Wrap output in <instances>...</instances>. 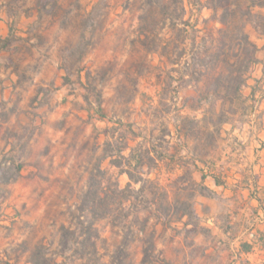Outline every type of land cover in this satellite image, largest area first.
Wrapping results in <instances>:
<instances>
[{"label":"rangeland","instance_id":"obj_1","mask_svg":"<svg viewBox=\"0 0 264 264\" xmlns=\"http://www.w3.org/2000/svg\"><path fill=\"white\" fill-rule=\"evenodd\" d=\"M141 6L138 0H0V37L8 38L7 44L0 43V264H47V257L58 264H81L78 234L62 245L61 228L75 230L93 221L79 209L104 153L105 129L119 121L137 133L173 129V110L160 106L157 97L159 59L152 38L147 47L142 43ZM193 22L199 28L221 27L207 9L194 12ZM246 32L258 47L262 44L252 24ZM258 57L264 61L262 52ZM259 75L260 68L254 69V79ZM249 91L244 90L246 96ZM194 97V89L186 88L179 102ZM183 114L201 117L188 109ZM236 120L224 126L205 158L217 174L228 177L229 188L216 187L208 178L205 185L215 195L180 192L184 185L175 181L182 171L166 155L179 147L166 137L156 145L164 161L147 172L173 199L189 198L198 218L177 221L141 210L124 228L107 219L95 221L100 235L95 264H159L143 262L149 240L156 256L169 264H264V152L256 153L260 144L254 125ZM195 147L189 140L187 149ZM182 156L192 163L187 150ZM12 164L22 165L18 177ZM102 168L126 187L127 175L110 169L109 161ZM190 169L201 183V173ZM244 177L251 178L250 186L236 189ZM179 207L174 203V211ZM244 244L252 245V251L245 252Z\"/></svg>","mask_w":264,"mask_h":264},{"label":"trees","instance_id":"obj_2","mask_svg":"<svg viewBox=\"0 0 264 264\" xmlns=\"http://www.w3.org/2000/svg\"><path fill=\"white\" fill-rule=\"evenodd\" d=\"M141 2V29L143 30V46H148L152 38L154 48L152 52L158 57L159 65L155 68L158 79V100L160 106H169L173 110L171 126L166 134H155V130L143 129L135 132L133 126L122 121L106 128L104 135V153L98 165L93 169L89 178L80 213H89L93 221L85 227L84 223L71 230L63 226L62 245L70 241L71 236L78 234L77 253L81 264H95L94 257L98 255L97 241L99 231L94 228V222L109 220L116 228H124L134 213L148 210L152 216L164 219L189 221L198 216L193 204L188 199H173L168 188L162 186L156 179L151 178L147 169L157 166L164 161V156L157 150V146L166 137L175 139L179 149L169 155L171 163L182 171L175 184L180 192L189 191L190 197L195 194H212L205 185L208 178H212L216 187L227 190L228 177L217 174L216 170L205 162L211 148L222 137V130L226 125H232L236 117L248 119L258 131L264 129V111L261 110L264 99L262 79H254L253 71L261 64L258 57L260 48L252 41L246 27L252 24L264 38V0H138ZM203 9L210 10L220 24V28L204 26L199 28L198 22H193L194 12ZM151 30H148V25ZM167 31V34L164 33ZM8 38H1L0 43L7 44ZM4 48H0L2 51ZM255 81V86L250 81ZM192 88L195 97L180 104L181 91ZM250 89L249 95L244 90ZM257 93L261 99L257 98ZM143 97H146L143 94ZM201 112V117H190L183 114L184 110ZM250 119V120H249ZM141 138L137 146L131 147L130 141ZM191 140L196 144L191 152L187 143ZM260 141V139H258ZM261 142V141H260ZM158 143V144H156ZM262 147L264 146L261 142ZM191 154L192 163L182 156V151ZM104 161H109V168L119 170V175H127L129 182L121 188L117 179L109 175V169L102 168ZM198 163L207 167L199 168ZM13 165L17 177L21 173L22 165ZM190 166L201 173V183H198L191 172ZM16 178L10 181H15ZM251 178L244 177L235 188L243 184L250 186ZM253 185L259 187V176L254 175ZM139 186V188H136ZM255 190V191H256ZM236 193V191H235ZM260 202L261 200L257 198ZM174 203L180 207L174 211ZM149 218L144 221L148 222ZM89 236H85V232ZM145 231V230H144ZM93 232V233H92ZM80 239H82L80 241ZM143 262L169 264L166 259L156 256L154 241L145 242ZM84 250L80 253V249ZM67 249V248H65ZM243 249L249 253L253 247L244 244ZM88 252H84V251ZM47 264H58L52 258H44ZM32 264H40L33 260ZM44 264V263H43Z\"/></svg>","mask_w":264,"mask_h":264},{"label":"crops","instance_id":"obj_3","mask_svg":"<svg viewBox=\"0 0 264 264\" xmlns=\"http://www.w3.org/2000/svg\"><path fill=\"white\" fill-rule=\"evenodd\" d=\"M261 12L264 14V8L261 9ZM261 41H262V44L259 45L260 51H259L258 54H260L261 52L264 54V38H263ZM259 59H260V58H259ZM260 61H261V64H259V65L255 68V70L258 69V68H260V75H259L256 79H262V82L260 83V85H261V87L264 88V61H262L261 59H260ZM250 92H251V90L249 91V94H250ZM249 94H248V95H249ZM263 104H264V99L262 100L261 110H262V106H263ZM258 139H260V141L263 142V144H264V129L261 130V131H258V138H257V140H258ZM260 141H258L259 144H260V149H259V150H256V153H257V152H264V146L262 147V144H261ZM260 182H261V181H260ZM219 188H221V187H219ZM260 189H261V190H264V187L261 186Z\"/></svg>","mask_w":264,"mask_h":264}]
</instances>
